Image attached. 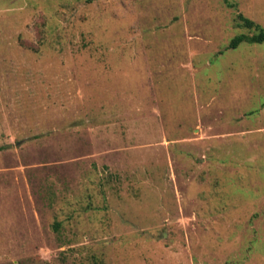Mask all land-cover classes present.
I'll use <instances>...</instances> for the list:
<instances>
[{
	"label": "rangeland",
	"instance_id": "374dc122",
	"mask_svg": "<svg viewBox=\"0 0 264 264\" xmlns=\"http://www.w3.org/2000/svg\"><path fill=\"white\" fill-rule=\"evenodd\" d=\"M239 13L264 29V0H0V264H264Z\"/></svg>",
	"mask_w": 264,
	"mask_h": 264
},
{
	"label": "trees",
	"instance_id": "16d2710c",
	"mask_svg": "<svg viewBox=\"0 0 264 264\" xmlns=\"http://www.w3.org/2000/svg\"><path fill=\"white\" fill-rule=\"evenodd\" d=\"M229 5L234 6L232 4H229ZM238 19L242 27H245L247 29H255L256 32L253 33L252 35H248L244 33L236 35L229 42L227 46L228 48H236L241 42H244V41L249 42V43L264 42V29L259 24H257L255 21L244 16L241 13L238 14Z\"/></svg>",
	"mask_w": 264,
	"mask_h": 264
}]
</instances>
